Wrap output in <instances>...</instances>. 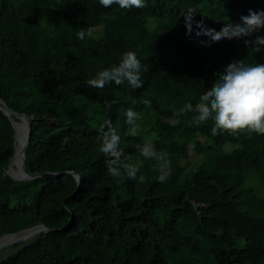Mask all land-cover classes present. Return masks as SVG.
<instances>
[{
  "label": "trees",
  "instance_id": "obj_1",
  "mask_svg": "<svg viewBox=\"0 0 264 264\" xmlns=\"http://www.w3.org/2000/svg\"><path fill=\"white\" fill-rule=\"evenodd\" d=\"M145 3L128 10L99 0H0V96L31 118L26 171L42 173L7 174L15 131L0 109V236L51 228L9 247L0 264H264V135L213 136L212 121L189 126L191 113L175 115L233 60L264 63V50L245 46L249 37L202 45L210 38L197 36L195 24L188 35L182 14L192 9L219 32L249 9L264 10V0ZM80 28L93 35L78 40ZM126 51L148 66L142 88L86 86ZM129 108L140 116L136 136L125 122ZM106 120L129 162L140 163L143 184L107 174L97 139ZM145 143L169 153L165 182L136 151Z\"/></svg>",
  "mask_w": 264,
  "mask_h": 264
},
{
  "label": "clouds",
  "instance_id": "obj_2",
  "mask_svg": "<svg viewBox=\"0 0 264 264\" xmlns=\"http://www.w3.org/2000/svg\"><path fill=\"white\" fill-rule=\"evenodd\" d=\"M104 8L114 4L121 9L144 8L145 0H99ZM195 11L189 9L186 14H182L188 35L192 33L193 24L198 31L197 36L206 35L208 41H200L204 46H210L212 42H219L227 38L228 40L244 39L247 48L259 53L264 50V36L255 35L264 30V10L255 11L249 9L248 15L240 17V23L226 24L219 32L204 25L203 19L196 21ZM93 30L80 28L76 32L77 39L83 41L85 37H91ZM148 66L141 64V60L133 51H126L122 54L118 65L104 68L99 71L94 78L85 81L87 87L92 89H104L106 85L114 82L117 86L125 82L130 89H140L143 87L142 72H147ZM217 77L212 87L207 89L197 103H186L175 115L185 116L192 114L188 121L189 126H200L212 121L211 134L227 133L233 137L245 135L251 138L253 134L264 135V63L246 64L243 59L233 60L224 67L222 72H216ZM136 103L135 99L132 101ZM145 107L151 106V101L143 100ZM111 105L109 104V107ZM126 123L130 126L129 131L132 136L138 135L139 125L137 120L139 114L132 108L124 113ZM107 129V130H105ZM98 151L106 159L107 174L112 178H119L123 172L130 180L136 181L137 186L145 182V177L141 173L139 162L131 163V156H125L120 150L121 135L112 125L110 120H106L101 125V134L98 136ZM136 151L146 160L155 162L159 175L157 179L165 182L172 174V160L166 151H158L152 144H136Z\"/></svg>",
  "mask_w": 264,
  "mask_h": 264
},
{
  "label": "water",
  "instance_id": "obj_3",
  "mask_svg": "<svg viewBox=\"0 0 264 264\" xmlns=\"http://www.w3.org/2000/svg\"><path fill=\"white\" fill-rule=\"evenodd\" d=\"M0 109L9 117V119L11 120L12 125L14 127V131H15V133H14L15 152H14V155H13V157L9 163V166L7 169V174L10 175L12 178L17 179V180H27V179H31V178H35L37 176H40L42 173H28L26 171L27 148L31 142V118L24 113L17 112L15 110H13L12 108H10L8 106V104L1 98V96H0ZM15 118H17V120H19V121H15ZM16 123L22 124V126L24 127L25 132H26L25 136L22 137L23 140H22V146L20 149L21 150V153H20V156H21V160H20L21 173H20V176H18V177H15L12 174V169H13L12 163L19 153L18 148H17L18 132H17ZM72 173L77 177L78 183L80 184L81 176L75 172H72ZM55 174H60V173H55ZM50 230H51V228L46 226L45 223H39V224L21 229L19 231L13 232V233L2 234L0 236V251L4 248H9L15 244L25 242V241L37 236L40 233L48 232ZM7 236H11L12 239L4 242L3 239Z\"/></svg>",
  "mask_w": 264,
  "mask_h": 264
},
{
  "label": "bare ground",
  "instance_id": "obj_4",
  "mask_svg": "<svg viewBox=\"0 0 264 264\" xmlns=\"http://www.w3.org/2000/svg\"><path fill=\"white\" fill-rule=\"evenodd\" d=\"M16 127H17V132H18V142H17V148H18V155L16 156V158L14 159L13 163H12V174L16 177L20 176V173H21V166H20V160H21V156H20V153H21V146H22V140H23V136H25V133L22 132V129L21 127H19L17 124H16ZM25 130V129H24ZM15 166H17V169H15ZM29 232V231H28ZM27 232V233H28ZM11 236H7L3 239L4 242L6 241H9L11 240Z\"/></svg>",
  "mask_w": 264,
  "mask_h": 264
},
{
  "label": "rangeland",
  "instance_id": "obj_5",
  "mask_svg": "<svg viewBox=\"0 0 264 264\" xmlns=\"http://www.w3.org/2000/svg\"><path fill=\"white\" fill-rule=\"evenodd\" d=\"M22 132H23V133H26L24 129H22ZM189 154H190V157L193 158V150H192V148H190V150H189ZM193 160L196 161L197 159L193 158ZM12 250H13V249H11V248H4V249H2V250L0 251V258H2L7 252L12 251ZM183 253H184V254H188V251H187V250H184Z\"/></svg>",
  "mask_w": 264,
  "mask_h": 264
}]
</instances>
